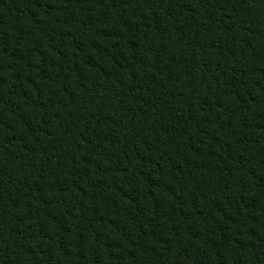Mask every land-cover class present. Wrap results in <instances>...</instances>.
<instances>
[{"label":"trees","instance_id":"16d2710c","mask_svg":"<svg viewBox=\"0 0 264 264\" xmlns=\"http://www.w3.org/2000/svg\"><path fill=\"white\" fill-rule=\"evenodd\" d=\"M0 264H264V0H0Z\"/></svg>","mask_w":264,"mask_h":264}]
</instances>
